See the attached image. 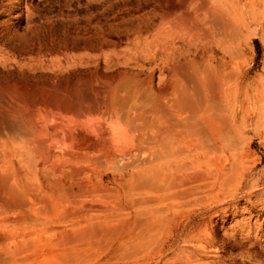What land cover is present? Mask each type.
Segmentation results:
<instances>
[{
    "label": "bare ground",
    "instance_id": "1",
    "mask_svg": "<svg viewBox=\"0 0 264 264\" xmlns=\"http://www.w3.org/2000/svg\"><path fill=\"white\" fill-rule=\"evenodd\" d=\"M160 10L158 36L133 45L138 72L109 79L81 108L48 98L70 115L50 127L54 138L7 114L24 139L0 138V264H31L53 248L70 264L91 245L105 247L98 264H201L216 239L208 215L224 222V207L259 182L240 144L264 116V66L263 76L243 66L236 40L262 27L264 0ZM7 86L0 81V134Z\"/></svg>",
    "mask_w": 264,
    "mask_h": 264
},
{
    "label": "rangeland",
    "instance_id": "2",
    "mask_svg": "<svg viewBox=\"0 0 264 264\" xmlns=\"http://www.w3.org/2000/svg\"><path fill=\"white\" fill-rule=\"evenodd\" d=\"M177 1L0 0V81L10 90L7 99L13 100L4 107L6 116L1 118L4 128L1 140L6 138L4 131L8 134L10 131L9 136L14 141L24 139L17 130L13 133L15 127L7 114L24 118L27 126L30 124L31 134L42 136L47 132L46 138L51 140L54 138L50 129L53 123L66 122L70 115L48 105L49 97H60L73 108L80 105L81 108L86 101H93L109 79L138 72L136 61L140 60L133 45L156 38L160 9ZM242 4L243 1L239 8L243 18L250 22L248 7ZM256 15L258 20L260 14L257 12ZM262 22V27L251 24L245 28L236 40L243 54V66L249 64L260 76H263L261 69L264 66ZM83 116L80 119L87 115ZM80 119L76 118L77 121ZM32 120L33 124L30 123ZM250 126L243 130L240 148L247 159L246 166L255 171L251 177L259 182L251 189H244L247 196L236 198L224 207V222L220 213L208 215L209 228L216 234V239L207 246L212 252L210 256H203L201 264H264V116ZM17 133L19 136H15ZM19 142L16 144L20 145ZM251 177L246 176L245 180ZM196 212V208L191 211L192 214ZM162 236L161 241L166 240L165 234ZM102 247L95 249L91 245L81 252L83 258L79 255L81 259L79 257L70 264H98L105 251ZM56 249H48L50 254L46 253L47 249H37L39 252L36 251L37 256L31 264H66L61 260L58 263L59 250L56 252ZM44 254L48 255L45 262L42 261Z\"/></svg>",
    "mask_w": 264,
    "mask_h": 264
}]
</instances>
